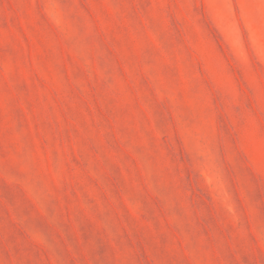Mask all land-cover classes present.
I'll return each mask as SVG.
<instances>
[{
    "label": "rangeland",
    "instance_id": "rangeland-1",
    "mask_svg": "<svg viewBox=\"0 0 264 264\" xmlns=\"http://www.w3.org/2000/svg\"><path fill=\"white\" fill-rule=\"evenodd\" d=\"M0 264H264V0H0Z\"/></svg>",
    "mask_w": 264,
    "mask_h": 264
}]
</instances>
